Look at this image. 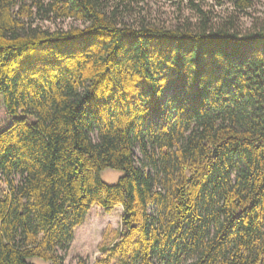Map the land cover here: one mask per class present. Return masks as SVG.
<instances>
[{"label": "trees", "instance_id": "16d2710c", "mask_svg": "<svg viewBox=\"0 0 264 264\" xmlns=\"http://www.w3.org/2000/svg\"><path fill=\"white\" fill-rule=\"evenodd\" d=\"M254 5L0 0V264H67L94 205L124 209L94 264H264Z\"/></svg>", "mask_w": 264, "mask_h": 264}, {"label": "rangeland", "instance_id": "374dc122", "mask_svg": "<svg viewBox=\"0 0 264 264\" xmlns=\"http://www.w3.org/2000/svg\"><path fill=\"white\" fill-rule=\"evenodd\" d=\"M162 6V8L160 7ZM161 8L164 18H173V8L165 3L155 5L154 8ZM251 14L243 17L245 25L250 26L253 22L264 24V0H255V5L251 9ZM52 27H69L72 24L78 25L71 19L59 21L57 24L45 23ZM22 115H11L5 109L4 97L0 94V133L11 126ZM31 122L35 121V118L30 116ZM124 174L121 169H106L102 177L105 182L113 184L116 183L119 178ZM124 209L122 206L115 207L111 212H106L101 206H92L85 223L76 229L75 239L72 243L71 249L67 253V264H76L78 257H85L94 264L96 258L100 256V246L103 244H110L118 231L122 226V215ZM34 261L37 264H48L47 261L36 258Z\"/></svg>", "mask_w": 264, "mask_h": 264}]
</instances>
